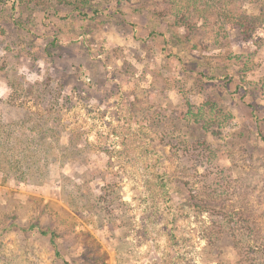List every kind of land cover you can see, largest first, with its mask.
Listing matches in <instances>:
<instances>
[{
    "label": "rangeland",
    "instance_id": "374dc122",
    "mask_svg": "<svg viewBox=\"0 0 264 264\" xmlns=\"http://www.w3.org/2000/svg\"><path fill=\"white\" fill-rule=\"evenodd\" d=\"M11 2L0 4V154L20 144L23 124L44 122L56 123L54 136L37 125L24 134L65 145L76 132L81 151L70 165L37 163V151L40 180L1 171L0 264H264V28L244 39L210 16L181 41L168 35L169 56L161 39L147 37L173 25L148 22L157 5L105 2L132 34L121 17L82 20L67 8ZM227 73V87L208 79ZM13 79L24 99L11 100ZM131 145L135 159L125 165ZM157 162L204 189V213L174 193L183 205L161 212L145 183ZM220 210L236 214L229 225L253 251L234 245ZM31 222L49 234L9 226Z\"/></svg>",
    "mask_w": 264,
    "mask_h": 264
},
{
    "label": "trees",
    "instance_id": "16d2710c",
    "mask_svg": "<svg viewBox=\"0 0 264 264\" xmlns=\"http://www.w3.org/2000/svg\"><path fill=\"white\" fill-rule=\"evenodd\" d=\"M7 0H0V4H4ZM12 4L17 5H30L34 4L41 8L43 11L54 12L57 13L61 8L69 9L68 14L73 15L74 17L80 18L82 20H100L102 17L108 16L111 18L121 17L122 21L124 20L125 15L118 8L115 10H111L109 8H105L103 5L105 2H115L118 4H129V5H144L145 8L152 7L148 12V22L153 24V27H158L162 25L166 21H173V25L168 23L167 30L164 31L159 30L157 28L152 29L147 37L159 38L163 42L164 51H167L169 56L175 54L172 52V44L173 41L168 39V35H170L173 39L181 41L183 38H187L188 34L191 32L195 33L198 30V25L201 23V26L206 25V23H210L208 17H214L217 22L220 23L219 28L224 30L223 27L231 28L232 30H239L243 35L244 39H249L253 32L260 28H264V0H11ZM106 3V4H107ZM246 5L254 7L255 13H249L246 9ZM161 7V9L156 10ZM140 10V8H138ZM14 24L19 27L18 22L14 20ZM124 24H127L131 27L132 34H135L134 26L125 21ZM175 25V26H174ZM224 25V26H222ZM201 26L199 28H201ZM24 27V26H20ZM176 27V29H175ZM179 28H183V33L179 35ZM225 28V29H226ZM0 34H4V30L0 31ZM223 34V38L227 36ZM179 38V39H178ZM223 43V42H222ZM218 44L219 45H222ZM221 47V46H220ZM245 70H243V73ZM205 77V76H204ZM208 79L214 81L222 82L224 87H227L229 83L233 80L232 76L227 73L222 76H209ZM15 80H9L8 86L11 89L10 98L11 100L18 101L20 98H25L29 94H25L24 91H12L15 87ZM241 86L237 87L235 91H239ZM43 94L36 95V98H44ZM52 95H55L52 93ZM40 122V121H39ZM1 124V123H0ZM37 125L38 132H44L49 134L56 133V123L55 122H44L42 124H33L31 126H26L23 124V127H19L20 129L26 130L23 131L19 137L14 138V140L20 141L19 145H16V142L8 147H5V150H2L0 154V159L4 158L3 161L0 162V173L3 171L2 175H6L4 173L5 167H8L6 173L8 177L17 181H24L26 176H31V173H34V178L36 180L41 179V170L43 168H37L33 165V162L37 157V151L39 152V160L37 163H44L49 160L51 163L60 161L62 163H66L70 165V163H77L80 158V148L78 147V143L81 141V137L75 134H70L68 141L65 145H61L58 138L51 137L52 140L47 141L45 137H42L40 134L37 138L26 136L25 132H29L33 127ZM44 128V129H43ZM264 142V138L262 139ZM2 140H0V149L4 147L1 145ZM70 142V144H68ZM200 146L203 147L202 153L208 152L207 155L209 157H214L212 150H209L205 147L204 142H199ZM133 145V141H132ZM132 145L129 149L124 150L122 153L123 159H119L126 165L128 162L134 161L133 157V148ZM34 149V150H33ZM14 151H19L18 153H14ZM189 154V153H188ZM198 158V153L197 156ZM156 162V161H155ZM120 163V162H119ZM158 169L149 171L147 178L145 179V183H148V189L150 190L152 199L156 198L159 201L161 212L165 213L167 211L170 213L171 211H175L183 202H176L173 200V193L175 196L184 197L188 200V207H194V209L198 210L197 215H201L204 213L202 209L207 207L205 201L203 200L200 203V199L202 195H206L204 193V189L197 184L196 190L194 186H196V182H191L189 174L182 170L179 172L169 173L166 171V168L163 167L162 162L156 163ZM14 171H12V170ZM124 165L121 164V171L123 172ZM48 171V169L45 171ZM17 172V173H16ZM48 175V173H47ZM49 176V175H48ZM178 189L181 193H176L174 189ZM205 197V196H203ZM200 198V199H197ZM178 199V198H177ZM186 201V200H185ZM221 221L226 223V228L230 231V238L232 239L235 246L241 245L244 248L254 250L249 244V240L247 241L246 247L245 244L242 243V237L240 233H238V228L232 227L229 223H232L237 220V216L234 213H230L228 211L219 212ZM168 216V215H167ZM196 216V215H195ZM169 223L174 224L175 220H170ZM11 227H15L19 232H27L32 231L33 233L39 234L40 236H46L49 234L48 231L42 229L37 223L34 222L29 223L28 226L22 227L17 223L9 224ZM249 225L246 226V230H248ZM7 228V227H6ZM2 230L5 231L6 229ZM245 230V228L243 227ZM172 237V236H171ZM50 238L53 239L54 235L50 233ZM54 245V244H53ZM55 255L60 258L58 253ZM59 255V256H58Z\"/></svg>",
    "mask_w": 264,
    "mask_h": 264
}]
</instances>
